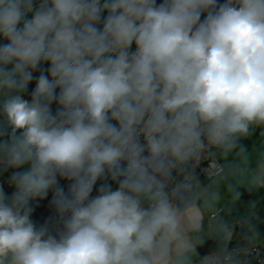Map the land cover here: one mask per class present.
<instances>
[{"label":"clouds","instance_id":"clouds-1","mask_svg":"<svg viewBox=\"0 0 264 264\" xmlns=\"http://www.w3.org/2000/svg\"><path fill=\"white\" fill-rule=\"evenodd\" d=\"M0 264H264V0H0Z\"/></svg>","mask_w":264,"mask_h":264},{"label":"crops","instance_id":"crops-1","mask_svg":"<svg viewBox=\"0 0 264 264\" xmlns=\"http://www.w3.org/2000/svg\"><path fill=\"white\" fill-rule=\"evenodd\" d=\"M209 245H206L202 250L201 252L204 253V252H207L209 250Z\"/></svg>","mask_w":264,"mask_h":264},{"label":"rangeland","instance_id":"rangeland-1","mask_svg":"<svg viewBox=\"0 0 264 264\" xmlns=\"http://www.w3.org/2000/svg\"><path fill=\"white\" fill-rule=\"evenodd\" d=\"M253 139L255 140L256 138L254 137ZM246 143H248V144H249V146H251V142H246Z\"/></svg>","mask_w":264,"mask_h":264},{"label":"trees","instance_id":"trees-1","mask_svg":"<svg viewBox=\"0 0 264 264\" xmlns=\"http://www.w3.org/2000/svg\"><path fill=\"white\" fill-rule=\"evenodd\" d=\"M244 199L246 200V199H247V197H244Z\"/></svg>","mask_w":264,"mask_h":264}]
</instances>
